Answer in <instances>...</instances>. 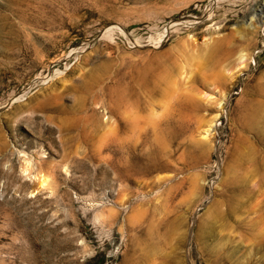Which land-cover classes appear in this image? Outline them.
Returning a JSON list of instances; mask_svg holds the SVG:
<instances>
[{"label": "rangeland", "instance_id": "rangeland-1", "mask_svg": "<svg viewBox=\"0 0 264 264\" xmlns=\"http://www.w3.org/2000/svg\"><path fill=\"white\" fill-rule=\"evenodd\" d=\"M263 17L0 0V264H264Z\"/></svg>", "mask_w": 264, "mask_h": 264}, {"label": "bare ground", "instance_id": "bare-ground-1", "mask_svg": "<svg viewBox=\"0 0 264 264\" xmlns=\"http://www.w3.org/2000/svg\"><path fill=\"white\" fill-rule=\"evenodd\" d=\"M263 22H264V21H263ZM263 22L261 23V24H262L261 26H263V25H264V23H263ZM27 169H29V168H27V167H26V169H25V170H27ZM47 183H48V180H47V179H45V178H44V179L42 180V182H41V184H44V186H45V185H47ZM122 205H124V204L122 203ZM108 212H109V211H108ZM112 212H113V211H112ZM109 213H110V212H109ZM102 214H103V213H102ZM104 215H106V214H104Z\"/></svg>", "mask_w": 264, "mask_h": 264}, {"label": "water", "instance_id": "water-1", "mask_svg": "<svg viewBox=\"0 0 264 264\" xmlns=\"http://www.w3.org/2000/svg\"><path fill=\"white\" fill-rule=\"evenodd\" d=\"M264 21V17L260 20V24Z\"/></svg>", "mask_w": 264, "mask_h": 264}]
</instances>
